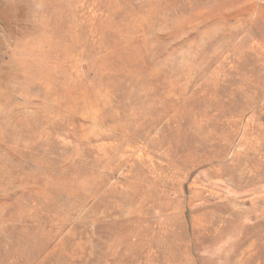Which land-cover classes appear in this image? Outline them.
Returning a JSON list of instances; mask_svg holds the SVG:
<instances>
[{
	"label": "rangeland",
	"instance_id": "374dc122",
	"mask_svg": "<svg viewBox=\"0 0 264 264\" xmlns=\"http://www.w3.org/2000/svg\"><path fill=\"white\" fill-rule=\"evenodd\" d=\"M0 264H264V0H0Z\"/></svg>",
	"mask_w": 264,
	"mask_h": 264
}]
</instances>
